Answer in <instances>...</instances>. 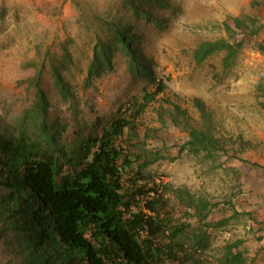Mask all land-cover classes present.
<instances>
[{"label":"rangeland","instance_id":"obj_1","mask_svg":"<svg viewBox=\"0 0 264 264\" xmlns=\"http://www.w3.org/2000/svg\"><path fill=\"white\" fill-rule=\"evenodd\" d=\"M165 2L166 8L152 10L151 21L135 19L123 0H0V134L7 138L8 127L19 124L36 138L41 123L59 122L60 137L77 140L76 161L61 160L67 148L61 144L60 152L45 143L40 148L61 160L62 183L83 165V139L99 138L122 109L134 120L135 137L126 131L119 148L139 156L140 165L148 163L143 170L134 166L131 176L143 171L147 182L160 185L169 203L162 216L183 230L177 245L203 264H221L229 251L243 264H264V0ZM116 20L132 28L136 52L166 85L136 119L132 105L144 103L145 89L153 93L156 87L129 70L120 47L113 71L86 83L95 47L112 42ZM223 41L231 51L198 62L202 44ZM55 70H63L68 93L56 87ZM38 74L49 104L44 120L32 109ZM196 100L206 106L218 142L208 151L191 145V131L206 130ZM2 171L0 165V182ZM177 190L185 195L178 198ZM9 199L0 185V264H28L31 254L39 261L35 254H44L43 248L28 250L24 217L3 214ZM199 201L208 205L201 215L194 208ZM195 236L204 241L198 250ZM179 251L180 260L166 263L187 264Z\"/></svg>","mask_w":264,"mask_h":264},{"label":"trees","instance_id":"obj_2","mask_svg":"<svg viewBox=\"0 0 264 264\" xmlns=\"http://www.w3.org/2000/svg\"><path fill=\"white\" fill-rule=\"evenodd\" d=\"M123 3L124 9L130 11L135 19L151 21L154 20L153 9L168 5L165 0H123ZM0 12L2 14V10ZM110 30L112 42L105 44L100 41L95 47L86 83L91 84L93 79L113 71L116 49L120 47L129 58V70L142 75L149 85L156 87L153 93L145 89L144 103L132 105L131 111L135 108L136 119L165 91L166 85L157 80L145 57L136 52L137 36L129 25L116 20ZM231 50L224 41L205 43L195 56L198 62H203L216 52ZM62 71L55 70L53 79L56 87L66 94L69 91ZM33 85L37 96L32 109L38 111L44 120L49 104L42 87V74L36 75ZM195 103L206 130L191 131V145L194 150L208 151L218 143L210 133L211 116L203 102L196 100ZM121 110L102 128L99 138L83 139L84 143L79 144L83 150V165L80 164L75 178H65L62 183L57 180L59 162L68 159L74 163L78 143L77 140L60 137L59 122L54 123L55 126L41 123L36 138L29 136L26 127L19 124L8 127L7 138L0 134V165L3 167L0 185L10 193V207L3 209V214L22 215L28 250L43 248V253L49 256L46 259L40 251L39 255L35 254L38 261L31 254L28 264H167V260L179 259V250L183 252L180 257L185 263L203 264L194 259L195 252H185L177 245L183 230L162 216L169 210V203L165 201L160 185L147 182L149 180L142 177L143 171L131 176L130 170L134 166L143 170L148 163L140 165L139 156L126 155L119 148L126 131L130 132V139L135 137L134 120L121 114ZM43 143L49 149L55 147L54 152H60L57 144L67 147L61 150V160L42 151L40 146ZM30 191L33 197L26 200L24 194ZM182 195H185L183 190L176 191L178 198ZM194 208L201 215L208 205L199 201ZM3 219L6 221V217ZM195 238L193 248L198 250L204 241L199 239L201 237ZM221 264H243V260L241 255L229 251Z\"/></svg>","mask_w":264,"mask_h":264},{"label":"clouds","instance_id":"obj_3","mask_svg":"<svg viewBox=\"0 0 264 264\" xmlns=\"http://www.w3.org/2000/svg\"><path fill=\"white\" fill-rule=\"evenodd\" d=\"M29 194H30L29 198H32L33 197V194H32L31 191L29 192Z\"/></svg>","mask_w":264,"mask_h":264}]
</instances>
